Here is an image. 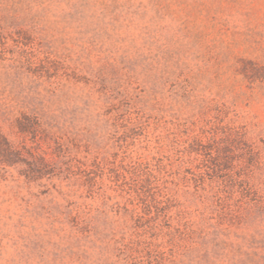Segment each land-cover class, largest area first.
I'll use <instances>...</instances> for the list:
<instances>
[{"label":"rangeland","instance_id":"1","mask_svg":"<svg viewBox=\"0 0 264 264\" xmlns=\"http://www.w3.org/2000/svg\"><path fill=\"white\" fill-rule=\"evenodd\" d=\"M0 264H264V0H0Z\"/></svg>","mask_w":264,"mask_h":264},{"label":"trees","instance_id":"2","mask_svg":"<svg viewBox=\"0 0 264 264\" xmlns=\"http://www.w3.org/2000/svg\"><path fill=\"white\" fill-rule=\"evenodd\" d=\"M1 140L5 141L4 138H2V137H1ZM5 143H6V141H5ZM6 145H7V152L6 153H3L2 156L7 161V160H11L10 158H11L12 155L13 156H17V155H14V154H18V153L15 152V150H13L8 143H6Z\"/></svg>","mask_w":264,"mask_h":264}]
</instances>
